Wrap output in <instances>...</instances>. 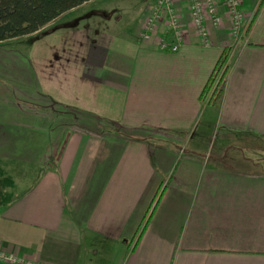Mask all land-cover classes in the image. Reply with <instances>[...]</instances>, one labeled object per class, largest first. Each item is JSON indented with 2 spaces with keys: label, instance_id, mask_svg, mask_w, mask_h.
I'll return each instance as SVG.
<instances>
[{
  "label": "crops",
  "instance_id": "crops-1",
  "mask_svg": "<svg viewBox=\"0 0 264 264\" xmlns=\"http://www.w3.org/2000/svg\"><path fill=\"white\" fill-rule=\"evenodd\" d=\"M93 1L0 42V171L28 170L0 173V249L36 264H264V0H241L240 40L215 0L207 46L171 0L186 34L173 54L140 39L157 0L112 36L65 20ZM225 48L213 108L200 96ZM214 129L215 150L199 142Z\"/></svg>",
  "mask_w": 264,
  "mask_h": 264
},
{
  "label": "built area",
  "instance_id": "built-area-1",
  "mask_svg": "<svg viewBox=\"0 0 264 264\" xmlns=\"http://www.w3.org/2000/svg\"><path fill=\"white\" fill-rule=\"evenodd\" d=\"M226 15L230 22L231 35L236 40L245 36L252 24L253 15L246 16L242 10L241 0H223ZM193 28L203 46L208 45L207 24L218 25L220 20L215 0H187ZM160 25L162 31L159 32ZM185 31L174 12L171 0H157L151 13L145 18L140 39L149 41L155 38L159 51L177 53L185 42ZM1 264H36L34 261L17 254L6 253L0 249Z\"/></svg>",
  "mask_w": 264,
  "mask_h": 264
},
{
  "label": "trees",
  "instance_id": "trees-1",
  "mask_svg": "<svg viewBox=\"0 0 264 264\" xmlns=\"http://www.w3.org/2000/svg\"><path fill=\"white\" fill-rule=\"evenodd\" d=\"M92 0H0V42L21 38L38 32L62 14ZM76 23L65 25L72 27ZM230 49H223L212 71L200 100L217 108L222 100L228 73ZM147 219L141 226L137 239L144 231Z\"/></svg>",
  "mask_w": 264,
  "mask_h": 264
},
{
  "label": "rangeland",
  "instance_id": "rangeland-1",
  "mask_svg": "<svg viewBox=\"0 0 264 264\" xmlns=\"http://www.w3.org/2000/svg\"><path fill=\"white\" fill-rule=\"evenodd\" d=\"M151 0H94L86 8L78 10L70 14L65 19L67 22L82 18L80 21L81 26H87L93 30L100 31L104 35L112 36L125 32L127 29L135 25V20L143 15L146 7L150 4ZM96 14L95 16H92ZM144 16V15H143ZM103 128H106L103 126ZM200 128H197L199 131ZM199 137V135H198ZM221 141V130L214 129L210 136H200L199 142L212 145L215 150V145ZM241 144H247L245 141L240 140ZM209 150V149H208ZM210 153L213 157L214 151L206 152V156ZM203 154V153H201ZM7 160V159H6ZM6 168L2 169L0 173L2 176L9 177L12 181L22 178L16 172H26L25 168L17 170L13 168L12 161H6ZM15 169V170H14ZM24 174V173H23ZM25 175V174H24ZM2 176L0 175V196L9 193L5 186H3Z\"/></svg>",
  "mask_w": 264,
  "mask_h": 264
}]
</instances>
